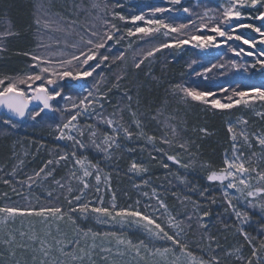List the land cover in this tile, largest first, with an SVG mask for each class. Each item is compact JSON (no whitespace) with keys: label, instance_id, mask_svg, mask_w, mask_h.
I'll return each instance as SVG.
<instances>
[{"label":"snow or ice","instance_id":"1","mask_svg":"<svg viewBox=\"0 0 264 264\" xmlns=\"http://www.w3.org/2000/svg\"><path fill=\"white\" fill-rule=\"evenodd\" d=\"M169 6L149 7L148 12H140L125 16L121 12L110 11L111 20L102 19L100 27L91 25L85 27L83 32L76 33L77 38L74 40H64L63 46L60 41H56L55 47L51 44L38 43L37 48L30 51L19 53L28 58L25 70L18 71L14 74H0V108L6 109L8 113L19 119L28 118L36 121L37 118H43L42 114L59 113L61 122L55 125V139L57 141H68L71 144L72 151L61 152L52 159H48L44 165L28 177L31 183L36 182V178L41 177L43 173L45 177H51L53 171L48 170L52 165H59L61 161H71L73 166H79L82 175L77 177L82 187L79 194L72 196L71 199L65 197L69 207L65 209L63 206H41L38 209L33 207L20 208L15 205L0 206V225L5 227L9 221L15 222L17 217H37L41 224L45 225L43 235L33 230L29 232L20 231L19 240L12 231L6 233L7 238L2 239L4 245L8 246L7 264H21V261L15 259L17 249L24 251L30 250L33 255L31 257L32 264H69L71 261H79L84 264L87 260L88 264H95L92 259L93 252L99 247L100 252L112 253L111 247H103L96 243L97 238L112 237L116 244V255L123 257L126 253H133L135 257L141 260L144 256L141 253H148L150 256L159 255L165 260L169 254L173 259L170 264H224V259L217 254L220 245L216 243V248L212 245L216 241V237L211 234V228L206 218L212 216V206L220 205L223 212L229 215L230 219L238 222L235 227V233L243 237L250 248V255L244 257L242 255L243 245L232 250H226L223 253L224 258L235 256L240 264H264V215L256 222L257 236L254 237L246 230L247 227L253 225L252 214L254 210L259 209L260 213H264V171L252 166L251 160L244 159V153L237 146V135H239L249 149L253 147L249 134L241 129L238 133L236 126L232 123L228 124V132L231 134L232 155L225 153L222 166L213 168L211 164L203 163L200 167L205 171V180L208 187L201 188L198 185L190 184L186 178L179 177L180 183L185 184L188 190L198 193L199 200H193L191 196H184L181 203H190L192 206L191 213L180 217L173 215L168 205L162 200L155 188H152L151 195L144 192L143 195L149 200L155 198L158 207L151 204L145 205L142 211L138 206L140 201H136L137 207L129 206L128 208H120L117 210L115 204V194L112 195V206H103V197H99L100 206H92L91 202L81 203L85 190L90 185L86 178L95 176L97 193L100 192L101 168L99 163H94L84 155L85 152L95 150V153L103 155L107 159H111L113 151L121 147V141H131L134 135L138 139H142L145 145H152L153 150L166 157L167 161H171L180 168L188 170L194 166V161L183 162L178 155L169 154L163 147H157V137L148 135L143 131L142 122L137 118L135 111L131 112L133 123L138 131L134 133L130 126H126L121 115L119 120L116 119L117 112L122 113L123 108L117 107L116 111L110 114L105 112V103H111L108 93L101 91V84L106 82L103 75V68L110 66V53L113 42L119 45L121 41L128 40V47L136 40H144L145 37L154 35H162L165 39L147 50L142 59L135 62L134 67L141 68L145 60L154 57L157 53L164 49L186 50V46L192 49L206 51L210 49L226 48L228 53L233 57H252L253 62H239L237 59H228L226 61L221 57L220 63H212L209 67H205L203 71H195L194 65L197 64L196 59H190L187 62V68L195 72L197 77L208 80V73L213 69H224L226 67L236 72L249 73L251 71H260L264 73V0H221L215 8H205L202 13H195L191 7L183 6L182 0H167ZM94 7H99L94 5ZM121 7V5H116ZM109 6L104 5L107 10ZM184 13L188 17L195 15L196 19H189L188 23H173V17L164 18L165 14ZM119 20L124 24H131L134 27L118 26L113 21ZM259 22L258 24L256 22ZM37 30L43 23V27L48 29L51 27V21L46 16H37L34 20ZM73 24L75 22H72ZM62 31L63 29H57ZM244 30H250L252 35L245 34ZM74 31V29H73ZM15 33L7 32L0 34V39L14 35ZM69 35L72 33L69 32ZM6 49L0 45V53ZM124 53L120 52L111 58V62L123 60ZM100 70V71H98ZM150 74V73H149ZM223 75V73H221ZM183 75V74H182ZM88 78H92L93 83L88 86ZM98 78V79H97ZM122 76L117 77L113 88H119V81ZM155 79V78H153ZM83 82V83H81ZM80 87L83 94L73 96L65 92V88ZM172 95H180L181 100L185 103L190 101L199 102L203 105L210 106L213 110L232 109L238 105L245 107H253L254 102L264 103V87H250L247 90L229 89L221 87L220 92L231 93L226 95V102L216 98L217 92L210 89H201L199 86L193 87L185 83H174L169 85ZM129 104L127 107L131 110V102L133 97L125 92ZM63 102V104H61ZM139 104V100L136 101ZM35 105L34 107H30ZM257 116L264 117V112H256ZM156 117L154 116L153 119ZM91 120L85 127L81 126L82 120ZM240 125H247L248 121L239 119ZM4 125L16 128L18 125L12 119H4ZM173 134L176 135V129L173 127ZM203 135H211L206 128L198 130ZM87 133V135H86ZM252 136L256 141V145L261 149L260 158L264 159V133ZM86 137V138H85ZM160 143L171 145L172 141L160 138ZM193 141H182L179 148L188 152L190 156H195L190 149ZM133 149H129L132 151ZM80 153L78 155L77 153ZM50 155H54L50 152ZM253 156L257 154L252 153ZM152 160L157 157L149 153ZM163 168L168 169L169 164L160 161ZM149 168L144 163L133 161L129 167V172L137 175L147 174ZM15 174V168L13 169ZM255 174V176H253ZM173 175H176L175 173ZM71 176L76 177V171L71 172ZM256 179L257 183L252 184L251 180ZM5 184L9 181L5 180ZM21 183H24L23 181ZM31 183L28 185L31 187ZM59 184V181H56ZM104 183L110 187V180L105 176ZM149 184L148 180L143 181V186ZM213 185H219L218 191L220 198L217 199L210 191ZM60 187L64 185L60 184ZM140 188L141 185H134ZM73 189L69 187L68 192L71 194ZM7 195V194H5ZM48 197L52 196L51 192L47 193ZM172 195L175 197L176 193ZM179 199V197H177ZM75 205L73 206V202ZM147 209H152L149 212ZM163 209L161 215L166 217L165 222H160V216L156 213ZM91 214H96L98 222L101 217L115 221L119 224H134L142 229L150 240L170 242V247L155 248L153 251L149 249L144 239L133 242L118 236L115 232H105L102 234L92 231L91 228L84 230L77 224V220H87ZM193 220L197 228L202 232L201 239H206L207 259L204 256L197 258L189 250V243L181 239L185 228L191 229ZM64 223L72 226L73 239L67 238V233H62L60 224ZM55 225L57 235H53L51 228ZM229 227L225 224V229ZM173 230V231H169ZM91 239V244L81 246V239ZM257 239L259 242L257 243ZM123 249V250H122ZM177 251L179 254H177ZM203 251V249H201ZM53 252L58 255H52ZM39 257V259H38ZM108 259L107 256L103 257ZM26 264V262H25ZM115 264V262H113Z\"/></svg>","mask_w":264,"mask_h":264},{"label":"trees","instance_id":"2","mask_svg":"<svg viewBox=\"0 0 264 264\" xmlns=\"http://www.w3.org/2000/svg\"><path fill=\"white\" fill-rule=\"evenodd\" d=\"M84 1L86 0H0V34L15 33L0 39V45H3L6 49L0 53V74H14L25 70L28 58L19 53L33 49L38 51L37 44L40 43L42 33L41 26L38 31L34 23L35 18L38 16V3L47 5L50 10L62 18L70 21H80L78 6ZM185 4L189 5L190 2ZM132 5L135 10L139 8L142 12L146 10L144 4L133 3ZM192 6L193 1L190 4L191 8ZM124 10L119 9V12ZM187 16H184L181 12L177 13L175 17L181 22H185ZM127 25L120 24L123 28H126ZM120 44H111L112 51L108 53L110 55V66L103 68V74L108 77L109 83L102 88L105 92L109 88L112 89L108 93L111 103H105V112L113 113L117 107L123 108V112H117L116 115L119 118L122 115V122L126 126H130L135 133L138 130L131 115V112L135 111L138 119L142 122L143 131L148 135L157 137V147H163L169 154L178 155L183 162L194 161V166L188 170L180 168L179 165L167 161L162 154L156 153L152 145H145L144 140L138 139L134 135L131 147L121 144V147L115 149L111 159H109L108 170L113 191L121 205L128 204L127 202L135 203L138 198H141L144 188L142 186L140 188L134 187V185H140V181L135 179L132 173L129 172V167L133 161L144 163L149 168L148 177L153 186L160 190L175 214L182 217L192 211L190 203H181L183 197L191 196L193 200H199L200 197L198 193L190 192L185 184L180 183L177 176L184 177L190 184L198 185L201 188L208 187V182L204 178L205 171L200 165L208 163L213 168H219L222 166L225 153L232 151L233 142L231 134L228 132L227 116L231 113L242 114L255 130L264 128V117H254L250 110L243 105H238L232 109L213 110L210 106L199 102L190 101L185 103L181 100L179 94H171L169 85L189 82L190 86H199L201 89L204 87L215 91H219L221 87H227L230 90L234 88L247 90L250 87H264V73L252 71V77H241L234 75L235 73L232 70L220 80H215L218 82L217 85H207L205 80L200 79V77L190 78L193 73L192 70L187 68V62L190 57L195 55L192 48L180 51L164 49L154 57L145 60L141 68L137 69L134 67L137 61L133 58L132 49L127 46L126 40L121 41ZM120 52L124 53V59L111 62V58L119 55ZM228 54L224 48H221L219 55L210 57L202 56L199 53L198 56L206 59L218 57L220 61L223 57V60L226 61V57L230 56ZM226 71H228L227 67L224 68V72ZM119 76L123 77L119 81L120 86L119 88H113L112 85L116 83ZM65 89L72 90L73 88ZM125 92L133 97L131 110L127 107L129 101L124 95ZM137 100H139V104L136 103ZM154 116L155 119H153ZM42 117L37 118L36 121L28 118L22 122L13 120L18 125L13 129L3 124V120L9 118L5 114L0 115V205L5 202H8V204L15 202L14 199L7 198L5 193L16 182L33 176L48 159H52L55 155L66 151L65 143L55 139L57 115L47 113L42 114ZM173 127L176 129V135L173 134ZM200 128L208 129L211 135H203L198 131ZM165 136L172 141L171 145L160 143V138ZM185 140L194 142L190 151L195 156H190L188 152L179 148V143ZM252 141L255 142L253 138ZM129 149L133 150L129 151ZM241 149H244L246 153H261V149L256 143L251 149L245 145L241 146ZM50 152L54 155H50ZM89 152L94 160L104 162V158L95 153V150ZM149 153L156 156L157 159L152 160ZM161 160L169 164L168 169L162 167ZM262 162L264 163V159ZM14 168L15 174H13ZM67 168L66 165L59 164L56 176L63 178ZM174 173L176 175H173ZM5 180L9 183L5 184ZM218 188L219 185H213L210 188L211 193L217 199L221 195ZM173 192L176 193L175 197L172 195ZM54 197L55 195H52V198L47 200L54 201ZM65 197V193H61L59 199L57 198L52 206H64L67 203ZM18 199L21 203L23 202L20 198ZM39 203L41 202L39 201ZM34 205L39 206L36 205V202ZM212 213V216L206 219L210 224L211 234L216 237V241L212 245L213 249L216 248V243L220 245L217 254L224 259V264H240L235 256L229 258L223 256L224 251L232 250L240 245H243L242 255L245 258L250 255V248L243 237L235 233L238 222L230 219L219 204L212 206ZM262 215L264 214L260 213L259 209L254 210L252 214L253 225L251 227L246 226V230L254 237L257 236L256 222L260 220ZM225 224L229 225L227 230ZM185 235L190 248L200 256L208 258L206 255L208 241L201 239L202 232L197 228L195 220H193L191 229L186 228ZM258 242L259 239H257Z\"/></svg>","mask_w":264,"mask_h":264},{"label":"rangeland","instance_id":"3","mask_svg":"<svg viewBox=\"0 0 264 264\" xmlns=\"http://www.w3.org/2000/svg\"><path fill=\"white\" fill-rule=\"evenodd\" d=\"M191 1H193L192 9L195 13H202L205 8H215L221 2V0H182V4H183V6L190 7ZM186 2H190V4L189 5L185 4ZM133 3L144 4V6L146 8V10L143 11L144 13L148 12V9L150 6L151 7H154V6H165V7H167V6H169L167 4V0H86L83 3H80L78 6V11H79V15H80L81 20L80 21L79 20L70 21V20H67L65 18H62L61 16H59L58 14H56L55 12L50 10V8L47 5L38 3V9H37L38 14L37 15L38 16H46V18L51 21V27L48 29L43 27V23L41 24L42 33H41L40 43L42 42L45 44H51V45H53V47H55L56 41H60L61 46H63L64 40L76 39L77 38L76 33L83 32L85 27H89L91 25H96L97 27H100L102 24L101 18L111 20L110 11H112V10L119 12V9H125L124 11L121 12L125 16H129L132 14H138V13L142 12L141 8H139L138 10H135V8H133V5H132ZM105 4H107L109 6V8L107 10L104 9ZM94 5H98L99 7H94ZM116 5H121V7H116ZM176 15H177L176 12H173L171 14L166 13L164 18H168L169 16H171L174 18L172 20V22L176 23V24L188 23L189 19H193V20L196 19L195 15L192 17L187 16L186 17L187 20L185 22H181L180 20H178V18L175 17ZM183 15L185 16L187 14L183 13ZM72 22H75V23L73 24ZM113 22L116 23L118 26H120V24L124 23V22H121L119 20H115ZM256 23L258 24L259 22L257 21ZM127 27H134V25L128 24ZM57 29H63V30L60 31ZM73 29H74V31H73ZM244 31H245V34L252 35L250 30H244ZM69 32H71L72 34L69 35L68 34ZM132 39L135 42L132 43V46L130 47V49H132L131 54H133V58H135V60L138 61L139 59L143 58V55L147 52V50L152 48L154 45L161 43L165 39V37L157 34V35H154L151 37H145L144 40H136V38H132ZM126 42H127V44L129 43V41L127 39H126ZM109 44H114V43L109 42ZM186 48H191V47L186 46ZM224 49L226 50V48H224ZM38 51H43V50L38 49ZM177 51H180V50H177ZM194 51H195V55L193 57H190V59H196L197 60V64L193 66L195 71H203V69L205 67H209L212 63H220L221 62L220 60H218V57L217 58L214 57L212 59H206V58H202V57L198 56L199 53L202 56H210V57L213 55H215V56L219 55L221 48L220 49H210V50H206V51L194 49ZM229 54H230V56L226 57L227 60L228 59H237L239 62H247L249 64L253 62L252 57L236 58V57H233L231 53H229ZM227 69H228V71H226V72H224V69H213L212 72L208 73L209 79L205 80L207 85H217L218 82L215 80H220L221 78L225 77V75H227L229 71L230 72L232 71V69H230L228 67H227ZM233 71L235 73L234 75H238L241 77H252V75H253L252 71L249 73L236 72L235 70H233ZM192 73L193 74L190 76V78L191 77L196 78L197 76L195 75V72L192 71ZM221 73H223V75ZM200 79L204 80L201 77H200ZM81 83H83V82H81ZM92 83H93L92 78H88V86H91ZM107 83H109L108 77H106V82L101 84V91H104V89L102 87L104 85H106ZM186 85H189V82L186 83ZM203 89H206V88L203 87ZM210 90H212V89H210ZM213 91H215V90H213ZM65 92L68 94H71L73 96H76L77 94H83V89L77 86L75 89H72V90L65 89ZM215 92H217L216 98L221 99L222 102H226V100H225L226 95L231 94L230 92L228 94L220 92V91H215ZM61 104H63V102H61ZM246 108H248L250 110L251 114H253L254 117L262 118V116L256 115V112H264L262 102L256 101V102H254L253 107H246ZM55 114L58 117L57 123H60L61 119H62L60 114L59 113H55ZM106 114H110V113L106 112ZM137 118H138V115H137ZM116 119L119 120V117L117 115H116ZM239 119H245L248 121V119L242 114L231 113L227 116V125L229 123H232L233 125H235L237 133L241 129L245 130L249 134L250 139L252 140V138H253L254 141H255V139L252 136L253 133H256V134L264 133V128H257V130H255V128H253V125L249 122L247 123V125L238 124L237 121ZM89 123H93V121L87 120V119L82 120L81 126L85 127V129H86V126ZM86 135H87V133H86ZM132 141L133 140L128 141V140L122 139L121 144H124L128 147H131ZM63 142L66 145V151H64V152L70 153L72 151V147H71L70 142H68V141H63ZM252 143H253V141H252ZM254 143H256V141ZM254 143H253V145H254ZM243 145H244L243 139L239 135H237V146H238L239 150L244 153V159L245 160H251L252 166L257 167L259 170L264 171V163L262 162L263 159L260 158V154L255 152L257 155L253 156L252 155L253 152L246 153L244 151V149H241V146H243ZM77 154L80 155L79 152ZM227 154L229 156H231L232 151L227 153ZM84 155H87L88 158L90 160H92L94 163H96V162L99 163V166L101 168V172H100L101 181L99 184L100 192L97 193L95 191V188H96L95 176L93 175L92 177L86 178L90 187L87 190H85V194L81 200V203L90 201L92 206H100L99 197L102 196L103 197V206L111 208V206H112V195H113L114 191H113V188L111 185V178H110V173L108 170L109 159L106 160L103 157V155L100 154L101 157L104 158V162L100 161V160H94L93 156L90 154L89 151L85 152ZM60 165H66L68 167L65 174H64L65 176L63 178H59L58 176H56L57 175L56 171H57L58 165L51 166V167H49L48 170H52V168L55 169L53 171V174L51 177H45V175L42 173L41 177L36 178L35 183H31L30 181H28V179L23 180L24 183H21L22 181L16 182L14 184V186H12L5 193V194H7V195H5L7 198L10 197L9 199H14L15 202L13 204H8V202H5V203L1 204L0 206H4L5 204H7V205H15V206L20 207V208L33 207V208L38 209L39 206L41 207V206L54 205V203L57 201V198L59 199V196L63 192L65 193L66 197H68L69 199H71L72 196L79 194V189L82 187L79 180L77 179V177L82 175V172L79 170V166L74 167L73 163L71 161H68V162L61 161ZM72 171H76V177L71 176ZM106 175L110 180V187L104 183ZM132 175L134 176L135 179L140 181V185L144 188L141 198H138V200L140 201V205L138 207L142 211L145 210L146 204H151L154 208L158 207V204H157V201L155 198H152L151 200H149L148 197H145L143 195L144 192H148L149 196H150L152 188H155L157 190V193L159 194L160 198L162 200H164V202L167 204L166 200L164 199V196L160 193V190L158 188H156L155 186H153L152 181L148 177V173L142 174V175H137L135 173H132ZM253 176H255V174H253ZM144 180L149 181V184L147 186H143ZM56 181H59L60 183L57 184ZM251 182L254 185L257 183L256 179H252ZM30 183H31V187L28 186ZM60 184L64 185V187L63 188L60 187ZM69 187H71L73 189L71 194H69V192H68ZM150 187H152V188H150ZM48 192H51L52 195H55V197L53 199L54 201L47 200L49 198L47 195ZM115 197H116V195H115ZM18 198H20L23 202L21 203ZM50 198H52V196ZM42 200L44 201L43 203H42ZM32 201H35L36 205H39V206H35L34 205L35 202H32ZM39 201L41 203L38 204ZM127 203L128 204L121 205L118 202L117 197L115 199V204H116L117 210L120 208H128L129 206L137 207L136 202L135 203L134 202H127ZM74 205H75V201L73 202V206ZM63 207L65 209H67L69 207L68 203H66ZM168 208L172 212L173 215H176L173 208L170 205H168ZM147 210L149 212L152 211V209H147ZM163 211H164L163 209H160V211L156 213L157 216H160V222H162V223L166 221V217L161 215L163 213ZM101 221H105V222H98L96 219V214H91L87 220L78 219L77 224L81 228H83L84 230L91 228L92 231L101 233V237H102V234L105 232H115L118 236H121V237L126 238V239H131L133 242H138L140 239H144L145 242L148 244L149 249H152L153 251L155 250V248L163 249L165 247L171 246L170 242H167V241L150 240V238H148L146 236V234L143 232V230L138 228V226H136L134 224H129V223L119 224V223H116L115 221L108 220L107 218H104V217H101ZM60 228H61L62 233H67L68 239H73V230H72L71 225L61 223ZM30 230H33L40 235H43V232L45 230V225L41 224L39 221V218H37V217H29V216L17 217L15 219V222L9 221V223L6 227L4 225H0V241H2V239L7 238L6 233L8 231L14 232V234H16V236H17V240H19L20 239L19 238V232L20 231L29 232ZM51 231H52L53 235H57L55 225L52 226ZM169 231H173V230H169ZM185 232H186V228H185ZM185 232L182 234L181 239L187 241ZM80 239H81V246H84L85 244H91L92 243L90 238L87 240H85L83 238H80ZM96 243L98 245H102L103 247H111L113 249V251H112V253H104V252H100L99 247L97 249H95L93 252V256H92V259L95 261V264H113V262H115V264H170V261L173 259L171 254H169V256L167 257V260H165V258H163L159 255L150 256L148 253L144 252L143 249L141 250V253L144 256L143 260H141L139 257L133 258V256H134L133 253H126V255L123 257L117 256L115 254L116 253L115 240L112 237H107V238H103V239L97 238ZM189 250L193 253V255L195 257H197V258L201 257L199 254L195 253L190 248V245H189ZM16 251H17V256L15 257V259L20 260L21 264H25V262H26V264H32L31 257L33 255V253L30 250L24 251L21 249H17ZM177 254H179L178 251H177ZM52 255H58V253L53 252ZM105 256H107L108 259H104L103 257H105ZM8 259H9V257H8V246H6L2 242H0V264H7ZM38 259H39V257H38ZM64 259H69V264H80L79 261H71L70 258H64ZM205 259H207V258H205ZM84 264H88L87 260L84 262Z\"/></svg>","mask_w":264,"mask_h":264},{"label":"water","instance_id":"4","mask_svg":"<svg viewBox=\"0 0 264 264\" xmlns=\"http://www.w3.org/2000/svg\"><path fill=\"white\" fill-rule=\"evenodd\" d=\"M34 106H35V105H32V106H30V107H34ZM3 114L7 115L10 119H12V120H14V121H24V120L26 119V118H24V119H19V118H17V117H14V116L11 115V113H8L6 109L0 108V115H3Z\"/></svg>","mask_w":264,"mask_h":264}]
</instances>
